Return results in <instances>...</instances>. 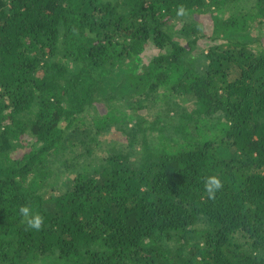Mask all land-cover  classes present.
Returning <instances> with one entry per match:
<instances>
[{
    "label": "trees",
    "instance_id": "1",
    "mask_svg": "<svg viewBox=\"0 0 264 264\" xmlns=\"http://www.w3.org/2000/svg\"><path fill=\"white\" fill-rule=\"evenodd\" d=\"M0 264H264V0H0Z\"/></svg>",
    "mask_w": 264,
    "mask_h": 264
},
{
    "label": "clouds",
    "instance_id": "2",
    "mask_svg": "<svg viewBox=\"0 0 264 264\" xmlns=\"http://www.w3.org/2000/svg\"><path fill=\"white\" fill-rule=\"evenodd\" d=\"M181 11H183L181 9ZM221 187L220 181L215 178L211 177L207 181L206 188L208 190V193L210 196L214 195L215 190L219 189ZM20 211L24 214V216L27 218V223L31 228L39 229L42 223V218L40 216H29V209L27 207H22Z\"/></svg>",
    "mask_w": 264,
    "mask_h": 264
},
{
    "label": "rangeland",
    "instance_id": "3",
    "mask_svg": "<svg viewBox=\"0 0 264 264\" xmlns=\"http://www.w3.org/2000/svg\"><path fill=\"white\" fill-rule=\"evenodd\" d=\"M114 128H115V127H114ZM114 128H112V129L108 132V134H107V136H108L107 141H108V140H111L110 138H114V136H116V137H118L117 140L122 142V140H123V136H122L120 133L115 132V131H114Z\"/></svg>",
    "mask_w": 264,
    "mask_h": 264
}]
</instances>
